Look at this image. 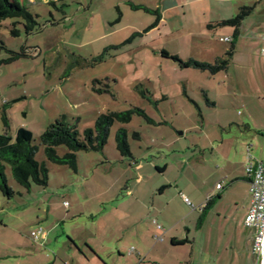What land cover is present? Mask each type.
<instances>
[{
	"label": "rangeland",
	"instance_id": "374dc122",
	"mask_svg": "<svg viewBox=\"0 0 264 264\" xmlns=\"http://www.w3.org/2000/svg\"><path fill=\"white\" fill-rule=\"evenodd\" d=\"M16 1L37 27L26 34L21 21L0 23V136L30 132L48 183L26 191L6 166L13 195L0 192V264H51L68 250L75 264H138L136 241L148 252L170 226L190 245L140 264H215L234 240L241 251L246 145L264 161V0ZM244 9L239 35L218 25ZM232 47L215 75L180 65L214 64ZM128 111L131 121L110 127L101 152L76 153L75 171L46 161L40 136L51 123L64 117L82 138L99 116ZM119 130L130 157L116 150ZM37 228L46 233L40 246L30 238Z\"/></svg>",
	"mask_w": 264,
	"mask_h": 264
},
{
	"label": "trees",
	"instance_id": "16d2710c",
	"mask_svg": "<svg viewBox=\"0 0 264 264\" xmlns=\"http://www.w3.org/2000/svg\"><path fill=\"white\" fill-rule=\"evenodd\" d=\"M251 9L242 10L234 18L218 23V25H228L234 27L238 35V29L243 19L250 13ZM21 21L24 25L26 34L31 33L37 27L35 16L31 15L24 7L18 5L16 0H0V23L5 20ZM160 18L157 17L152 28L157 26ZM18 31L13 30L12 35H17ZM2 47H0L1 49ZM234 48L232 47L226 54L225 59H217L214 64L200 63L194 60L180 63L182 68H195L201 72H208L215 75L218 72L225 71L228 67L229 60ZM167 59L178 62L175 56H169L162 53ZM15 58V57H14ZM100 94L104 91H98ZM132 112L108 113L97 118L93 129L84 132L81 138L75 125L67 123L64 117L51 123L44 133L40 136V145L44 149L46 161L57 166H65L72 171L77 168L76 153L84 152H101L106 145L109 135V129L114 123H128L131 121ZM2 123L5 130H9L8 120L2 115ZM116 150L123 157H130L129 146L126 139V132L119 130L115 136ZM65 147L67 153L62 157L57 156L55 149ZM38 147L32 145V135L23 128L16 131L14 136L8 134L0 136V192L10 198L13 195L12 190L8 187L5 168H10L12 177L16 184L26 191H29L31 185L46 187L48 183V171L45 163H38L35 155ZM210 201L206 204H210ZM206 206V207H207Z\"/></svg>",
	"mask_w": 264,
	"mask_h": 264
},
{
	"label": "crops",
	"instance_id": "0c3cea01",
	"mask_svg": "<svg viewBox=\"0 0 264 264\" xmlns=\"http://www.w3.org/2000/svg\"><path fill=\"white\" fill-rule=\"evenodd\" d=\"M194 1H198V2H210V1H214L217 4H220V6H221V5L228 4L231 0H190L191 3L194 2ZM224 20H226V19L220 18V21L221 22H223ZM262 22H264V20ZM237 32H238V35H239V29H238ZM235 33H236V30H235ZM262 37H264V36H262ZM225 38H228V37H225ZM220 41H222V39H220ZM230 41H231V39H230ZM248 146H251V145H246V149H247ZM246 163H247V157H246V159L245 158L242 159V164H243L242 167H243V170H244L245 173H246V171H245ZM157 171L160 172V173H163V172L166 171V167L159 168V169H157ZM231 179H236V178H231ZM240 179L245 183L246 188H247L246 191H247V195H248V183H247L246 175L245 174H242V176H240ZM244 183H242V184H244ZM217 184H219V183H216V185ZM165 188L166 187L162 186L159 189V193L158 194L163 195ZM222 189H223V187H222ZM204 192H203V194H204ZM192 194H194V193L192 192ZM248 198H249V195H248ZM206 199H207L206 201L208 202L209 201L208 195H206ZM249 205H250V199H249ZM248 208H249V206L246 207V209L244 211V214H243V217H242V220H241V229H242V231L244 232V234H247L248 233L247 234L248 236H246L244 248L241 251L238 250L237 252H235L234 248L231 246V245H234L235 246V240H234V244H232V242H230L229 243L230 246H228L227 249H225V252L224 253H222V254L219 253V254L216 255L215 264H254V259H253L252 250H251V248H252V242H251L252 241V234H251L250 231H248L243 226V220H244V218L246 216V213H247ZM167 210H168V206L166 205L161 210H157L159 212L158 215L161 216L162 214L166 213ZM162 229H163L162 231H159L157 229H153V235L156 236V234L159 231L160 232L159 235L157 234L158 237L159 236H161V237L162 236H166L167 241H165V240H163L161 242L156 241L157 243H154L155 246L153 248H151L150 251H148V252H146L145 249H144V247H143L144 245H143L142 239L136 241V244H135L134 247H137V248H135L134 250L132 249V252L137 254L136 258L138 259V264H140L143 261V259H145L146 257H148L149 254L150 255L151 254H155L157 256L158 260H164L165 261L166 255L173 248H175V247H185V246H189L190 245V242H188L187 240L186 241L185 240H182V238H179V236H176L177 234H174L173 228L171 226L169 228H166V229H164L162 227ZM188 233H189V231L186 232V234H188ZM45 236H46V233L44 231L43 232V235L41 237V241H42V239L45 240V238H46ZM249 243H250V245H248ZM37 244H39V246L42 245L41 243H37ZM71 244H73V243L71 242ZM132 252L130 250H128V254H133ZM81 253L83 254V252H81ZM92 254L94 256L98 257V253H96V252L93 253L92 252ZM84 257H85V255H84ZM54 258H56V260H58V263H57L56 260H54V261H52L51 264H68L69 261L72 264H75L76 263V260H77L76 257H75V255H74V253H70L69 250L66 252L65 257L64 256H60V255L57 254V256H54ZM248 259H250V262L249 263H248Z\"/></svg>",
	"mask_w": 264,
	"mask_h": 264
},
{
	"label": "built area",
	"instance_id": "2783aa9c",
	"mask_svg": "<svg viewBox=\"0 0 264 264\" xmlns=\"http://www.w3.org/2000/svg\"><path fill=\"white\" fill-rule=\"evenodd\" d=\"M223 42H230L229 38L222 39ZM264 42V40H263ZM263 52V50H262ZM247 163L245 167L246 179L248 183V195L250 205L243 220V226L252 234V256L254 264H263L264 248V161L255 158L252 154V146L246 149ZM221 184L215 186V190L220 191ZM183 201L189 205L186 198ZM160 230V227H157ZM43 229L37 228L30 233V238L34 243H40ZM161 242V236L156 238Z\"/></svg>",
	"mask_w": 264,
	"mask_h": 264
},
{
	"label": "water",
	"instance_id": "95a60500",
	"mask_svg": "<svg viewBox=\"0 0 264 264\" xmlns=\"http://www.w3.org/2000/svg\"><path fill=\"white\" fill-rule=\"evenodd\" d=\"M263 264H264V248H263Z\"/></svg>",
	"mask_w": 264,
	"mask_h": 264
}]
</instances>
